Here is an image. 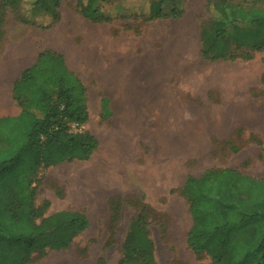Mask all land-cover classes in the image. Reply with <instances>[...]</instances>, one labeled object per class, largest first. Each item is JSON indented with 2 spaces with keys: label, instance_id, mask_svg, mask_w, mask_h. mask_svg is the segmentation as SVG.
Returning a JSON list of instances; mask_svg holds the SVG:
<instances>
[{
  "label": "rangeland",
  "instance_id": "374dc122",
  "mask_svg": "<svg viewBox=\"0 0 264 264\" xmlns=\"http://www.w3.org/2000/svg\"><path fill=\"white\" fill-rule=\"evenodd\" d=\"M101 1L110 7L121 0ZM156 1L166 12L171 7L181 10V17L149 23L119 19L93 24L79 13L75 0L59 3L58 12L67 23V46L61 50L82 75L91 100L90 117L81 129L91 134L98 146L87 161L37 170L40 183L34 205L48 203L44 216L58 211L81 212L88 228L67 249L47 252L30 264H118L130 221L144 209L156 264H209L207 258H196L186 245L191 218L180 194L186 177H198L207 169L228 168L254 179L264 178V52L243 48L235 60L204 62L199 57V27L209 18V0ZM31 15V22L40 24L42 18ZM0 19L4 37L0 67L15 64L25 53L49 49L44 37L53 27L39 30L21 25L9 11ZM72 22L78 35L71 29ZM98 29L103 32L104 57L108 53L106 66L116 65L115 53L121 45H126L135 62L131 71L127 69L133 76V94L127 104L121 100L120 93L125 94L129 87L119 80L120 72H115L110 85L119 96L116 109H108V114L105 110L106 117L99 109L100 89L92 78L95 66L84 55L93 49L94 30ZM80 32L85 33V39ZM246 52L250 59L241 57ZM117 199L119 220L111 223L109 203ZM180 220L184 224L178 232Z\"/></svg>",
  "mask_w": 264,
  "mask_h": 264
},
{
  "label": "trees",
  "instance_id": "16d2710c",
  "mask_svg": "<svg viewBox=\"0 0 264 264\" xmlns=\"http://www.w3.org/2000/svg\"><path fill=\"white\" fill-rule=\"evenodd\" d=\"M60 2L0 0V18L9 11L21 25L48 30L61 20ZM75 2L93 24L119 19L149 23L182 15L174 7L166 12L156 0H121L110 7L101 0ZM206 5L209 18L199 27L202 61H232L243 48L264 52V0H209ZM31 13L42 18L40 24L31 22ZM3 39L0 30V46ZM85 96L84 85L50 49L40 52L12 84L11 98L20 112L0 118V264H30L47 252L65 250L88 228L81 212L44 216L48 203L34 205L39 168L87 161L97 149L96 139L81 129L88 121ZM101 104L106 117L108 102L102 98ZM180 194L191 218L186 245L196 258H207L209 264H264V178L228 168L207 169L198 177L187 176ZM109 206L115 223L120 200ZM121 249L118 264H156L145 209L130 221Z\"/></svg>",
  "mask_w": 264,
  "mask_h": 264
},
{
  "label": "crops",
  "instance_id": "0c3cea01",
  "mask_svg": "<svg viewBox=\"0 0 264 264\" xmlns=\"http://www.w3.org/2000/svg\"><path fill=\"white\" fill-rule=\"evenodd\" d=\"M165 20H171L173 21V19H165ZM161 21V20H159ZM65 22L61 21L55 25H53V31L51 33H49V35L47 37H44L45 42L49 43V49L58 53V51H56L58 48L54 46V32L57 31V35L61 37V39L63 41H66V33L64 32V27L67 23L63 24ZM71 25V29L73 31H75V33L78 35L77 33V27L75 26L76 23L72 22ZM94 49L97 50L98 53V63H97V72L94 73V75L92 76L93 80H95L97 88L100 89L99 93H100V102H99V109L100 111H102V104H101V100L102 98H106V100L108 101V109L109 110H113L114 108L116 109V106L114 105V103L118 100L117 97L119 96L118 91H115L112 87L111 81L113 79V77L115 76V72H117L116 69V65H111V66H106L104 63V61H106L105 59H107V55H105V57H103L104 55L102 54V33H101V29L99 30H94ZM173 37H175V34H173ZM197 39V34L195 36L194 41ZM56 50H54V49ZM100 48V49H98ZM44 49L40 50L39 52L35 53V54H29V53H25L22 55V57L19 58V60L15 63V64H9V65H3L0 67V118H5V117H16L19 112L20 109L19 107L16 105V103L12 100L11 98V87L12 84L20 77L21 73L30 68L32 65L35 64L37 56L40 52H42ZM100 53L102 55H100ZM60 54L65 62V65L67 67V69L73 73L83 84L82 82V75H79V72L76 70L75 66L72 64L71 57L68 56L65 51L60 49V52L58 53ZM102 57V58H101ZM104 58V59H103ZM115 59V57H114ZM116 61V59H115ZM96 68V67H95ZM104 68V73H106L107 75H105L104 77L103 75V70ZM130 83H126V87H129V90L124 92H121V100L122 101H126V104L128 103V100L130 98V95L133 94V76L132 73H130ZM85 87V86H84ZM86 89V88H85ZM116 95V96H115ZM112 97V98H111ZM114 98V99H113ZM90 102L91 100L89 99L88 95L85 96V104L87 107V111L90 109ZM113 104V105H112ZM89 114H88V119H89ZM84 126V125H83ZM82 126V127H83Z\"/></svg>",
  "mask_w": 264,
  "mask_h": 264
},
{
  "label": "bare ground",
  "instance_id": "6f19581e",
  "mask_svg": "<svg viewBox=\"0 0 264 264\" xmlns=\"http://www.w3.org/2000/svg\"><path fill=\"white\" fill-rule=\"evenodd\" d=\"M100 30V29H99ZM102 32V31H101ZM103 33V32H102ZM80 34V36H82V38H86L85 36H84V32H80L79 33ZM54 46L55 47H57L58 49H61V48H65L67 45H66V43H65V41H63L62 39H61V37L60 36H58L57 35V31H55L54 32ZM106 38V37H105ZM125 43V42H124ZM14 44V43H13ZM93 49H91V52L90 53H85L84 55L85 56H87V59H88V61L90 62H92L93 64H94V66L96 67L95 68V70H96V72H97V63H98V53H97V50H95L94 49V43H93V47H92ZM108 48V47H107ZM98 49H100V48H98ZM109 49V48H108ZM116 50V49H115ZM114 50V51H115ZM106 53V52H105ZM104 53V54H105ZM130 52H129V49L126 47V45H121L120 46V48L118 49L117 48V51H116V53H115V57H116V69H117V71L118 72H120L119 74H118V78H119V80L121 79V80H123L125 83H130V72H128L127 71V69H130V71H131V68H132V66H134V61L132 60V58H131V56H130V54H129ZM103 54V53H102ZM101 53H100V55H102ZM103 54V55H104ZM114 54V53H113ZM113 54H111V55H113ZM106 55H108V53L106 54ZM110 56V55H109ZM80 57H82V56H80ZM104 57V56H103ZM102 58V57H101ZM104 59V58H103ZM169 65V64H168ZM170 66V65H169ZM98 73V72H97ZM105 75H107L106 73H103V77L105 76ZM106 77V76H105ZM154 79H157V78H154ZM120 80V81H121ZM192 84V83H191ZM188 87V86H187ZM191 88V87H190ZM116 91H118V90H116ZM185 91V90H184ZM194 91V90H193ZM186 92V91H185ZM191 92H192V90H191ZM187 93H185V95H186ZM183 95H184V93H183ZM116 96V95H115ZM187 97V96H186ZM112 98V97H111ZM183 98H185V97H183ZM114 99V98H113ZM188 99V98H187ZM189 100H192V99H189ZM187 103V102H186ZM183 104V103H182ZM185 105V104H184ZM186 106V105H185ZM187 111V110H186ZM204 111V110H203ZM206 112V111H205ZM204 113V112H203ZM143 115V114H142ZM188 115V114H187ZM204 115V114H203ZM206 115V114H205ZM208 115V114H207ZM117 116V115H116ZM186 116V115H185ZM142 117V116H141ZM143 118V117H142ZM155 118H156V116H155ZM118 119V118H117ZM157 119V118H156ZM186 122V121H185ZM134 123V122H133ZM109 129H110V126H109ZM151 139V138H150ZM148 141V140H147ZM154 141V140H153ZM139 143V142H138ZM149 145V144H148ZM153 145V144H152ZM187 146V145H186ZM130 149V148H129ZM154 149V148H153ZM188 151V150H187ZM186 152V151H185ZM177 156V155H176ZM176 156H174V157H176ZM120 160V159H119ZM182 161V160H181ZM115 163V162H114ZM119 164V163H118ZM98 166V165H97ZM105 169V168H104ZM111 169V168H110ZM94 170H96V169H94ZM97 170H98V168H97ZM125 170V169H124ZM110 171V170H109ZM126 171V170H125ZM100 172V171H99ZM111 172H112V170H111ZM113 172H115V171H113ZM153 172V171H152ZM125 173V172H124ZM123 173V174H124ZM126 174V173H125ZM175 174V173H174ZM100 175V174H99ZM98 175V176H99ZM68 176V175H67ZM169 176H170V174H169ZM79 177V176H78ZM113 177V176H112ZM119 177V176H118ZM172 177V176H171ZM71 178V177H70ZM75 178V177H74ZM94 178H95V176H94ZM79 179V178H78ZM97 179V178H96ZM118 179H120V177L118 178ZM125 179H126V176H125ZM129 179V178H128ZM107 180V179H106ZM134 180V179H133ZM115 181V180H114ZM132 181V180H131ZM140 181V180H139ZM172 181H174V180H172ZM104 182V181H103ZM103 182H101V184L103 183ZM76 183V182H75ZM100 183V182H99ZM113 183V182H112ZM97 184V183H96ZM100 184V185H101ZM74 185V184H73ZM92 185V184H91ZM100 185H98V186H100ZM110 185V184H109ZM156 185V184H155ZM88 186V185H87ZM113 186V185H112ZM136 186V185H135ZM74 187V186H73ZM85 187V186H84ZM109 187V186H108ZM118 187V186H117ZM142 187V186H141ZM156 187V186H155ZM72 188V187H71ZM123 188H125V187H123ZM86 189V188H85ZM92 189H95V188H91V190ZM108 189H110V187L108 188ZM113 189V188H112ZM122 189V188H121ZM126 189H128V188H126ZM72 191V190H71ZM76 192V191H75ZM87 192V191H86ZM83 193V192H82ZM84 193H85V191H84ZM83 193V194H84ZM149 193V192H148ZM70 194V193H69ZM68 194V195H69ZM75 195V194H74ZM93 194H91V196H92ZM109 195V194H108ZM107 195V196H108ZM142 195V194H141ZM72 196V195H71ZM116 196V195H115ZM69 197V196H68ZM112 197V196H111ZM162 197V196H161ZM168 199V198H167ZM167 202V201H166ZM165 202V203H166ZM163 208H165V207H163ZM168 208V207H167ZM169 209V208H168ZM160 211V210H159ZM166 211V210H165ZM161 212V211H160ZM162 212H163V210H162ZM172 215H173V213H171ZM176 214V213H175ZM181 214V213H180ZM172 217V216H171ZM176 217V216H175ZM184 218V217H183ZM172 219H174V218H172ZM170 222V221H169ZM167 223H168V221H167ZM183 224H184V222H183V220H180L179 221V225H178V230H176V231H182L183 230ZM167 226V225H166ZM170 229V228H169ZM168 230V229H167ZM164 234H166V233H164ZM167 236H168V233H167ZM176 239V238H175ZM180 240V239H179ZM61 255V254H60ZM63 256V255H62ZM70 256V255H69ZM67 258V257H66ZM66 260V259H65ZM61 261V260H60ZM59 261V262H60ZM70 262V261H69ZM56 263V262H55ZM71 263V262H70Z\"/></svg>",
  "mask_w": 264,
  "mask_h": 264
}]
</instances>
